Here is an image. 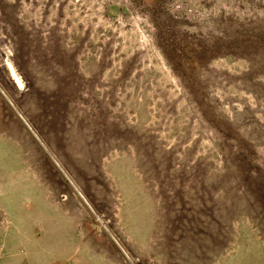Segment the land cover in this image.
<instances>
[{
  "label": "rangeland",
  "instance_id": "obj_1",
  "mask_svg": "<svg viewBox=\"0 0 264 264\" xmlns=\"http://www.w3.org/2000/svg\"><path fill=\"white\" fill-rule=\"evenodd\" d=\"M0 264H264V0H0Z\"/></svg>",
  "mask_w": 264,
  "mask_h": 264
},
{
  "label": "bare ground",
  "instance_id": "obj_2",
  "mask_svg": "<svg viewBox=\"0 0 264 264\" xmlns=\"http://www.w3.org/2000/svg\"><path fill=\"white\" fill-rule=\"evenodd\" d=\"M10 69H11V68H10ZM13 70H14V69H13ZM13 73H14V72H13ZM15 76H16V75H15ZM15 76H14V77H15ZM15 79H16V78H15ZM15 81H16V80H15ZM16 82H17V81H16ZM19 85H21V84H19ZM22 85H23V84H22Z\"/></svg>",
  "mask_w": 264,
  "mask_h": 264
}]
</instances>
